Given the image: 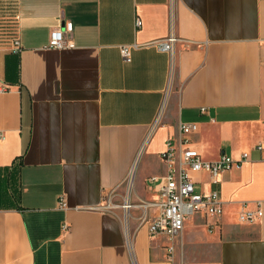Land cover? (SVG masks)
I'll use <instances>...</instances> for the list:
<instances>
[{
	"label": "crops",
	"instance_id": "0c3cea01",
	"mask_svg": "<svg viewBox=\"0 0 264 264\" xmlns=\"http://www.w3.org/2000/svg\"><path fill=\"white\" fill-rule=\"evenodd\" d=\"M8 8L0 6V264H264V149L256 148L264 0H13ZM67 21L75 46L48 47ZM171 32L174 51L160 50ZM134 43L127 61L120 48ZM182 123L196 129L182 134ZM170 138L207 161L248 153L214 177L190 171L197 192H219L223 212L187 217L172 238L150 233L156 208L140 219V205L159 198L150 178L167 172ZM259 208L261 216L240 219Z\"/></svg>",
	"mask_w": 264,
	"mask_h": 264
},
{
	"label": "built area",
	"instance_id": "2783aa9c",
	"mask_svg": "<svg viewBox=\"0 0 264 264\" xmlns=\"http://www.w3.org/2000/svg\"><path fill=\"white\" fill-rule=\"evenodd\" d=\"M140 26L141 21H136ZM73 30V22L67 21L65 28L52 29L49 37L48 47L50 48H70L74 47V42L68 38V34ZM177 36L171 32L166 38L158 41L156 46L163 51L173 52ZM14 51L21 50L19 38H15ZM138 45L126 44L121 46L120 51L124 59L131 60V53ZM196 129L195 123H182L180 125V133H190ZM187 140L180 138L178 145L176 140L170 138L167 141V147L162 153V158L167 164V172L163 177H151V183H155L158 187L159 198L150 203H142L140 207L143 209L141 223H144L149 217L148 209L154 207L157 213L149 221V231L153 235H165L169 238L176 236L184 228L185 219L195 213H202L211 218H218L223 212V205L220 194L217 190H213L208 194L197 192L194 182L191 178L190 171H207L213 177L218 173L239 167L244 159L248 157V153L244 152L241 159H233L227 154H222L214 161L204 160L199 151L185 146ZM256 148L264 149V143H258ZM127 200V199H126ZM126 202V201H125ZM61 206L65 203L62 199L59 201ZM262 210H243L240 213L242 221H251L261 216ZM127 243L131 245L129 233H126ZM172 248H170L171 250Z\"/></svg>",
	"mask_w": 264,
	"mask_h": 264
},
{
	"label": "rangeland",
	"instance_id": "374dc122",
	"mask_svg": "<svg viewBox=\"0 0 264 264\" xmlns=\"http://www.w3.org/2000/svg\"><path fill=\"white\" fill-rule=\"evenodd\" d=\"M12 1L13 0H0L1 9H3L4 11H6V9H9L8 7L12 6ZM1 4H3V5H1ZM4 13H7V12H4ZM140 213L141 212L139 210H137L135 215H139Z\"/></svg>",
	"mask_w": 264,
	"mask_h": 264
},
{
	"label": "bare ground",
	"instance_id": "6f19581e",
	"mask_svg": "<svg viewBox=\"0 0 264 264\" xmlns=\"http://www.w3.org/2000/svg\"><path fill=\"white\" fill-rule=\"evenodd\" d=\"M131 205H132V203H131V201L129 200V198L127 197V200H126L125 204H123L122 207H123L124 210L127 212V211L130 209Z\"/></svg>",
	"mask_w": 264,
	"mask_h": 264
},
{
	"label": "trees",
	"instance_id": "16d2710c",
	"mask_svg": "<svg viewBox=\"0 0 264 264\" xmlns=\"http://www.w3.org/2000/svg\"><path fill=\"white\" fill-rule=\"evenodd\" d=\"M0 185H1V182H0ZM19 195V194H18Z\"/></svg>",
	"mask_w": 264,
	"mask_h": 264
}]
</instances>
